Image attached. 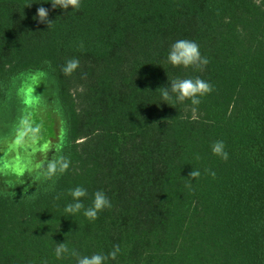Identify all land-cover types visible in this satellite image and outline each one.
Returning <instances> with one entry per match:
<instances>
[{"label": "trees", "instance_id": "16d2710c", "mask_svg": "<svg viewBox=\"0 0 264 264\" xmlns=\"http://www.w3.org/2000/svg\"><path fill=\"white\" fill-rule=\"evenodd\" d=\"M40 6L49 29L33 19ZM181 39L198 43L203 71L167 62ZM71 58L80 67L66 76ZM44 69L57 97L41 101L39 88L36 105L18 96L17 112L8 109L23 117L20 129H38L42 154L3 162L4 174L10 183L21 167L71 163L28 193L0 192V264H76L56 258L63 242L81 256L118 244L105 264H264V0H81L66 12L50 0H0L3 96L19 75ZM197 76L213 86L198 106L161 101L169 78ZM218 140L227 161L212 152ZM194 168L201 176L190 181ZM77 186L85 208L97 190L112 207L95 221L83 210L66 216Z\"/></svg>", "mask_w": 264, "mask_h": 264}, {"label": "clouds", "instance_id": "9594fccd", "mask_svg": "<svg viewBox=\"0 0 264 264\" xmlns=\"http://www.w3.org/2000/svg\"><path fill=\"white\" fill-rule=\"evenodd\" d=\"M52 9L62 8L65 12L71 7L72 10H79L81 7V0H50ZM28 6H31L28 5ZM34 20L39 23L46 24L48 29L52 26L53 20L49 19V9L44 6H40L37 9L36 15L33 17ZM79 48L83 49L84 44L80 42ZM167 62L175 67L183 66L184 68H194L199 71L208 65L209 60L207 57L201 55L199 45L193 40L181 39L177 40L170 46V50L167 56ZM80 67V61L76 58L68 59L62 68L63 73L66 76H71ZM86 75V74H85ZM161 95V101L167 102L171 106H175L173 102V96L175 97V102L183 103L186 100H190L193 106H198L201 103V97L211 93L213 91V86L200 78L199 76L195 78H169V84L158 88ZM38 129H26L25 133L36 132ZM212 152L214 155L219 156L222 160L227 161L229 158V153L225 150V144L222 140L213 142ZM199 159V157H197ZM70 159L61 156L59 159L52 158L42 161L37 165L35 174H29L33 178V183L39 182L41 179L46 181L53 180L58 174H64L70 167ZM209 175L215 178V172L209 169H205ZM201 176V172L194 168L188 173L190 181L195 179L198 180ZM25 180L21 179L19 185H25ZM16 184V185H18ZM15 185V186H16ZM32 187V183H28L27 186L23 188L24 193H28L29 189ZM186 187L191 189V182L186 184ZM34 194V193H33ZM68 194L72 197L71 203H68L64 211L66 216H74L83 210V215L90 221H95L98 218V213L102 212L106 208L110 209L112 203L106 193L102 190H97L94 193L93 203L90 207L85 208L83 203V198L88 196V191L82 186H77L73 189L68 190ZM58 194L55 199H59ZM120 246L114 245L113 250L106 256L101 253H95L91 256H81L79 251L75 249H69L65 242L58 243L55 247V256L57 259H62L64 256L70 255L76 258V264H105V261L109 258L115 260L120 253ZM45 264L47 262L45 261Z\"/></svg>", "mask_w": 264, "mask_h": 264}, {"label": "rangeland", "instance_id": "374dc122", "mask_svg": "<svg viewBox=\"0 0 264 264\" xmlns=\"http://www.w3.org/2000/svg\"><path fill=\"white\" fill-rule=\"evenodd\" d=\"M11 86V94L8 97L3 96V91L6 89V86H0V192L9 194L19 193L22 191L21 188L23 189L28 183H33V178L29 174L34 172V168L32 166L20 168L19 171L22 174L19 177L21 179L25 177V185H19V181L16 179L8 183L4 174L3 167L5 164L3 165V162H28L27 157L34 154V150H37V154H42V149L45 144L43 136L39 138L37 134L32 132L22 135V133L26 131L19 128L23 123L21 120L23 117L13 114L11 119V112H8V109L13 105L12 108H14V112H17L15 106H17L18 96L22 99H27L29 97V100L33 101L34 105H36L38 103L37 97L40 91L39 88H42L43 93L39 100L46 101V103L52 100L53 97L56 98L58 92L56 78L49 72V69H44L40 72L31 71L21 74ZM249 152L254 158L257 157L255 151L249 150ZM19 228L20 230H24L29 228V226L27 222L24 221L20 224ZM24 250L28 251V247ZM16 252L22 253L21 247L17 248Z\"/></svg>", "mask_w": 264, "mask_h": 264}]
</instances>
